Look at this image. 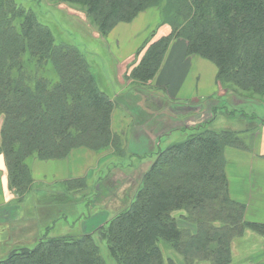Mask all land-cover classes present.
I'll list each match as a JSON object with an SVG mask.
<instances>
[{"label":"trees","instance_id":"trees-1","mask_svg":"<svg viewBox=\"0 0 264 264\" xmlns=\"http://www.w3.org/2000/svg\"><path fill=\"white\" fill-rule=\"evenodd\" d=\"M1 1L0 155L11 185L24 197L34 185V159H64L80 147L124 148L112 130L115 82L103 78L88 48L62 36L33 7ZM54 1L82 5L104 36L120 22L159 10L160 25L169 31L154 30L138 50L125 78L135 88L153 80L170 43L181 37L188 53L216 64L220 88L264 98V0ZM166 107L178 114L195 109L176 102ZM208 125L161 148L133 200L94 231L43 236L34 247L0 256V264H233L234 242L248 230L264 239V223L247 221L245 204L229 192L225 150L245 143L236 130ZM81 188L87 189L83 178L64 183L68 193Z\"/></svg>","mask_w":264,"mask_h":264},{"label":"crops","instance_id":"crops-1","mask_svg":"<svg viewBox=\"0 0 264 264\" xmlns=\"http://www.w3.org/2000/svg\"><path fill=\"white\" fill-rule=\"evenodd\" d=\"M154 30L159 34L169 31L168 26L160 25V12L157 8L140 13L130 22L118 23L107 37L111 59L114 62L113 68L110 67L112 71L109 78L115 82L112 86L115 101L112 130L122 139L126 155L140 157V160L156 155L164 145L174 141L179 134L185 133L187 128L194 125L195 119L192 118L205 114L209 102L216 100L220 94L216 64L200 55L188 53V42L181 37L172 40L159 71L153 80L145 85L150 86L155 95L148 97L142 88H135L130 81L121 84L125 82L121 77L130 71L136 61L138 50ZM156 94L157 97L162 96L160 109L151 105V100L157 99ZM170 102L189 103L195 109L184 114L173 113L166 107ZM242 138L245 148L227 147L225 150L229 192L233 199L245 204L247 221L264 223V128L259 127L242 133ZM113 156L114 152L111 150L103 153L78 148L72 150L64 159H34L33 188L28 195L21 197L11 185L5 160L0 155V256L6 249L10 251L18 246H30L17 244L13 233L16 228L28 227L29 223L35 228L38 227L36 225L44 208L42 203L44 196L53 199H48L50 202H56L58 198L68 199L70 202L72 199L69 198V194L72 195L74 192L64 191V183L77 178L90 181L91 187L96 190L105 186L104 176L101 177L100 173L96 176V173L103 163ZM52 204L50 203L51 209H53ZM101 209L105 216L102 222H100V214L98 217L94 215L91 219L85 217L78 226L82 233L92 232L105 222L109 212L104 208ZM59 218L55 216L50 219L49 224L59 221L55 227L60 226L58 232L49 236H61L73 232V223H69L64 217ZM53 227L51 225L50 230ZM41 228L42 225L38 227L39 230ZM263 241L264 239L258 234L248 230L243 238L237 239L233 244V264H238L237 261L243 262L242 264L252 263L245 258H254V256H250L247 252L242 255V249L247 246L246 250L251 253L260 252L259 256L263 257L260 263L264 264ZM235 250L238 252L235 253ZM241 255L242 261L239 260Z\"/></svg>","mask_w":264,"mask_h":264},{"label":"rangeland","instance_id":"rangeland-1","mask_svg":"<svg viewBox=\"0 0 264 264\" xmlns=\"http://www.w3.org/2000/svg\"><path fill=\"white\" fill-rule=\"evenodd\" d=\"M15 1L24 9L26 8V10L33 7L38 13L40 19L51 25L57 26L62 36L74 41L83 49L88 48L86 49V54L90 59H94L93 62L96 65V69H99L100 71L103 70V78L107 81L109 78H111L112 70H110V67L113 68L114 62H112L110 48L107 41L109 33L106 36L102 34L100 35L96 22H94L91 17L87 16L86 10L82 5L72 2H58L54 0ZM0 2L2 3L1 0ZM98 37L100 38L98 39ZM101 46L106 51V56L108 59L105 60L107 61H102L104 56H101L103 52ZM93 50H95V53L97 54H95ZM103 66L105 68H103ZM128 73L125 74L124 77H121L122 80L126 81L125 78ZM127 82L129 81L127 80L125 83L121 82V84H126ZM140 87L145 91V94L147 93V95L150 94L151 96L155 95V92L151 91L150 86ZM242 96L243 95L233 93V91L229 90L227 86L222 85L219 96L216 100L209 102L206 113L192 118L195 119L193 122L194 125L190 124L191 126L187 128L185 133H181L176 136L177 138H175L172 142H182L189 138L191 134L195 132L193 127L199 126L205 122H208V126L216 130H236L239 137L244 142L242 133L250 130L253 131L259 127L264 128V98L259 97L258 95H250L251 97ZM160 98H162V96H158L154 101L151 100V105H159L161 101ZM181 107L183 108L184 106ZM187 107L191 106L187 105ZM168 144H170V142H168L166 145ZM166 145H164V147ZM108 150L113 151L114 156L112 159L105 161L99 172L96 173V176H98L99 173L101 177L104 176L105 186L100 187L99 190H96L95 188L91 187L92 183L86 180L87 189L81 188L74 190V193L72 194L73 199L70 202L68 199L64 198H58V201L50 202L48 199H53L48 198V196H44L43 201L41 200L42 203H44V208L40 212L41 218L36 225L39 228L42 225V228L39 230L38 227H33L31 223H29L28 227L23 229L16 228L13 233V237L14 240L18 242L17 244L30 245L29 247H34L39 238L58 232L60 225L57 227H55V225L58 224L59 221H54V223L49 224L50 219L55 216L58 217V219H60L59 217L66 218L68 216L66 221L73 223V232L69 234L76 236L81 235L82 230H80V227L78 228V226L81 221L85 220V217L91 219L94 215L98 217L100 214V222H102V218L105 216L101 208H104L107 212H109L107 215L111 216L113 213H117L124 206H126V204L133 200L138 188L142 184L141 182L144 174L151 168L156 155L147 157L148 159L145 160H140V157L138 158L137 156L129 154L126 155L125 151H118V149H115L113 146H108L93 151L104 153ZM2 157L4 158L3 155ZM50 203H53V209H51ZM51 225L54 226L52 230H50ZM70 225L72 224H69V226ZM181 225L195 230V226L188 222L186 223L181 221ZM34 231L38 232L36 234H31V232ZM246 249H248V246L242 249V255L247 252L250 256H254V258L246 257L245 260L252 261L251 264H261L260 262L263 257L262 255L259 256L260 252L257 251L251 253ZM7 250L8 249L3 251L1 257L7 255L9 252V250ZM237 252L238 251L235 250V253ZM242 255L239 260L242 259ZM239 262L240 261H237L238 264L243 263ZM179 264L184 263L179 261Z\"/></svg>","mask_w":264,"mask_h":264}]
</instances>
